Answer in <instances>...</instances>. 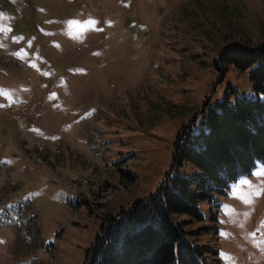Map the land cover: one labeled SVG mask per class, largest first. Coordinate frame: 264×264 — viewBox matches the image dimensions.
Segmentation results:
<instances>
[{"label": "rangeland", "instance_id": "374dc122", "mask_svg": "<svg viewBox=\"0 0 264 264\" xmlns=\"http://www.w3.org/2000/svg\"><path fill=\"white\" fill-rule=\"evenodd\" d=\"M234 42H264V0H0V264H82L165 177L182 126L253 92L220 61ZM260 169L178 216L208 260L264 264V191L232 194L264 188Z\"/></svg>", "mask_w": 264, "mask_h": 264}, {"label": "trees", "instance_id": "16d2710c", "mask_svg": "<svg viewBox=\"0 0 264 264\" xmlns=\"http://www.w3.org/2000/svg\"><path fill=\"white\" fill-rule=\"evenodd\" d=\"M220 61L249 69L253 92L227 96L204 110L197 130L183 125L173 165L147 196L104 220L82 264H219L206 245L192 240L178 216L202 218L199 204L264 162V42H234ZM193 164L197 173L178 170Z\"/></svg>", "mask_w": 264, "mask_h": 264}, {"label": "snow or ice", "instance_id": "6c2138e0", "mask_svg": "<svg viewBox=\"0 0 264 264\" xmlns=\"http://www.w3.org/2000/svg\"><path fill=\"white\" fill-rule=\"evenodd\" d=\"M91 23V22H90ZM253 175L256 177L264 176V169H260L256 172H253ZM241 184L247 186L248 190L247 192L242 191L239 185L235 187L233 190V195L237 198H240L244 203L251 204L252 199L251 197L253 195H260L262 191H264V188H261L259 185H253L251 181L244 179L240 182ZM262 184H264V181H261Z\"/></svg>", "mask_w": 264, "mask_h": 264}]
</instances>
